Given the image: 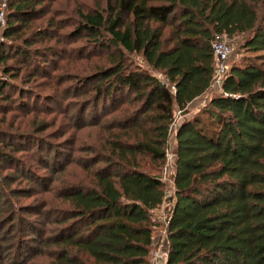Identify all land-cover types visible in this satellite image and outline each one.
I'll use <instances>...</instances> for the list:
<instances>
[{"label": "trees", "instance_id": "trees-1", "mask_svg": "<svg viewBox=\"0 0 264 264\" xmlns=\"http://www.w3.org/2000/svg\"><path fill=\"white\" fill-rule=\"evenodd\" d=\"M61 2L7 1L0 114L22 118L13 126L10 117L15 132L0 129V242L36 240L45 264H149L169 125L175 110L206 98L171 139L161 264H264V0H97L74 4L75 23L63 32ZM214 34L241 35L250 55L207 96ZM90 47L102 65L91 64ZM70 60H84L81 73L62 72ZM38 87L51 88L47 104L65 102L69 125L30 102L25 94ZM71 94L82 97L66 101ZM67 127L94 129L91 144L73 146ZM69 165L82 173L67 181ZM6 251L0 245V264H14Z\"/></svg>", "mask_w": 264, "mask_h": 264}, {"label": "rangeland", "instance_id": "rangeland-1", "mask_svg": "<svg viewBox=\"0 0 264 264\" xmlns=\"http://www.w3.org/2000/svg\"><path fill=\"white\" fill-rule=\"evenodd\" d=\"M8 1V0H7ZM62 1V2H61ZM65 0H57V2H61V4L63 5H58L57 8L59 9V12L57 14V18L62 20L67 21V23H69L67 26H63L61 28V32L66 31V30H70L71 26H73V24L75 23V16L76 14H73V5L77 4L78 6H80L79 8L81 9H86V8H91L93 5V2L97 1V0H70V2L68 3V1L66 0L67 4L65 5L64 2ZM6 15H7V2H6V9H5V21H6ZM3 30V29H2ZM2 30L0 33V38H2ZM230 41V49H231V53H230V57H229V65L231 67L232 64L235 63H241L242 59H243V55H250L249 53H244L242 55V48L240 47V43H241V35H235L229 38ZM82 43H85V41L83 40V37L78 40L76 45H81ZM74 45V46H76ZM83 46L82 47V51L83 54H87V47ZM96 48L90 47L89 51L92 54V57L90 59L91 64L93 65H102V61L104 60V54L101 53H97L95 52ZM82 54V55H83ZM137 63H139L138 59H135ZM83 64H84V60H70L68 61L63 67H64V71H67L68 73H71L72 75L74 74H79L81 73V70L83 68ZM156 77H159L161 79V76L157 73H155ZM26 85V84H25ZM26 88V87H24ZM63 89V87H61V90ZM27 91V89H24V91ZM74 90L76 91V93H79L80 91V86L74 87ZM34 91V92H32ZM32 91L30 93L27 92L26 97H28L29 95L31 96V101L33 103V105L35 104L36 106L40 105L42 102V105H46L48 107V110H46V117L45 118H51L53 116V114L55 115L54 117L56 118L57 122H63V123H68L69 125V121L67 119V117L65 116V112L60 113L62 111H65L66 109V104L63 103H57L54 104L53 102H51L50 104H47L48 99L45 97V100L42 101V98H44L43 95H46L47 93L51 92V88H40L38 87L37 89H32ZM37 91V92H36ZM35 93V94H33ZM40 93V94H39ZM214 93L213 90L208 91L207 96H211ZM80 97H82V95L78 94L77 98H72V94L71 96H69L67 100L69 101H78L80 99ZM206 98L202 101V103H206ZM70 103V102H69ZM201 103V104H202ZM109 106L108 104H106V107ZM199 108V107H198ZM198 108H193V109H189V107L185 108L184 111H182L180 113V115L177 116L176 118V124H179L182 120L190 118L192 116V114L198 109ZM2 114V116H1ZM0 114V129H2L3 131H7V130H12V131H16L14 128H9L8 124H9V120L10 117H13L14 120L12 121V125L16 126V124L18 125L19 120L22 118L21 114L17 115H13L14 114V110H6L3 116V113ZM175 114V112H174ZM112 116V114L109 115V117ZM19 128V137H22V135H27V134H21L20 131L24 130V129H30V128H23L22 126L18 127ZM68 128V127H67ZM68 133L67 135H69L70 133L74 134L73 137V146L74 145H78L82 147V149L86 146H89L90 143V138L88 137L89 134L92 133V135L94 134L95 130L94 129H90V128H84L82 130L79 131H73L70 127L68 128ZM94 130V131H93ZM17 133V132H16ZM33 136H37L38 134H32ZM174 136V131L170 132V134L168 135V144L167 147L165 149L164 152H167L169 154L172 155L173 159L172 161L167 165L166 160L164 158V163L162 165L161 168V172H160V176L162 175V172L165 168V176H167V178H165V181H162L163 184V188H164V199L163 202L155 209L153 210L150 214H151V220L153 221L154 225L151 227V233L150 236H154L156 235L159 231H160V224L161 222L160 219H158L157 216H162L165 213L170 211V207H171V202L169 203V199L171 196V183H172V177L174 174V155H175V149H174V144L173 142H171V139ZM87 137V138H86ZM53 141V140H51ZM95 146V145H94ZM59 149H62V151H67V148H62L59 147ZM83 150L78 152V156H80V160L79 162L81 164L84 163V159L85 156L87 154H83ZM76 155V152H73V156ZM66 171L63 173L62 175V179L65 178L67 181L74 179V177L80 175L82 172L80 171V169L77 166L74 165H69L66 167L65 169ZM17 202L19 204H24L25 202L29 201V198H20V199H16ZM169 208V210H168ZM168 210V211H167ZM159 212V213H158ZM157 216L155 217L154 214ZM164 230V229H163ZM166 232L167 229L165 230V237H166ZM10 241V242H9ZM18 240L16 239V237L11 241V240H7L4 243L0 242L1 247L2 246H6L7 247V251L6 253H2L5 258L4 261H14V264H18L21 263L25 258H26V264H45L46 260H47V252H44L42 249L44 248H40V242H36V240H27V239H23V242L20 243L19 248H17L15 246L16 242ZM165 248V247H164ZM151 249L152 246H150V250H149V255H148V259H149V264H153V262L151 261ZM41 252L40 254H36V256H32L34 252ZM157 264V263H156Z\"/></svg>", "mask_w": 264, "mask_h": 264}, {"label": "built area", "instance_id": "built-area-1", "mask_svg": "<svg viewBox=\"0 0 264 264\" xmlns=\"http://www.w3.org/2000/svg\"><path fill=\"white\" fill-rule=\"evenodd\" d=\"M7 0H0V33L5 25V9H6ZM1 41V38H0ZM210 48L212 53V74L210 81V88L213 91H220L221 83L226 73L230 69V65L228 63L231 49H230V41L229 38L225 34H214L212 39L210 40ZM182 111L175 110V114L173 115L172 121L169 125V134L174 131L176 128V118L180 115ZM164 158L166 160L167 165L172 161L173 157L171 154L164 152ZM165 168L160 176V180L165 181ZM169 210V208H168ZM167 210V211H168ZM169 212L165 213L162 216H159L160 219V231L154 235L150 236V246L151 249V261L153 264H161L163 262L166 249L165 247V230L167 227ZM164 229V230H163Z\"/></svg>", "mask_w": 264, "mask_h": 264}, {"label": "crops", "instance_id": "crops-1", "mask_svg": "<svg viewBox=\"0 0 264 264\" xmlns=\"http://www.w3.org/2000/svg\"><path fill=\"white\" fill-rule=\"evenodd\" d=\"M202 101H203V99L201 100L200 98H196V99H194V100H192L191 102H189V104H187V108L189 107V109H195V108H198V107H200V105H201V103H202ZM171 142H172V140H171ZM159 213V212H158ZM157 213V214H158ZM154 214V213H153ZM157 214L155 215L154 214V216L156 217L157 216ZM157 217H159V216H157Z\"/></svg>", "mask_w": 264, "mask_h": 264}]
</instances>
